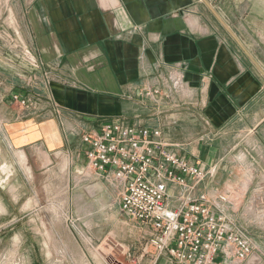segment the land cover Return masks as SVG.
Listing matches in <instances>:
<instances>
[{
  "label": "crops",
  "instance_id": "obj_1",
  "mask_svg": "<svg viewBox=\"0 0 264 264\" xmlns=\"http://www.w3.org/2000/svg\"><path fill=\"white\" fill-rule=\"evenodd\" d=\"M208 2L264 70V0ZM4 13L0 163L18 167L10 198H23L19 183L33 175L59 178L66 199L101 189L83 135L107 120L158 128L207 170L192 191L170 185L171 209L181 195L216 197L217 184H264V75L203 0H0ZM216 264H264V239L248 259Z\"/></svg>",
  "mask_w": 264,
  "mask_h": 264
},
{
  "label": "built area",
  "instance_id": "obj_2",
  "mask_svg": "<svg viewBox=\"0 0 264 264\" xmlns=\"http://www.w3.org/2000/svg\"><path fill=\"white\" fill-rule=\"evenodd\" d=\"M172 83L174 89L182 84L179 78ZM14 100L29 103L16 95ZM83 140L89 168L116 184L121 211L147 229L141 257L150 264L164 255L182 264H216L219 256L243 261L253 254L255 243L236 218L240 197L232 200L231 191L181 195L180 204L169 208L170 185L192 191L207 170L174 151L160 129L107 120Z\"/></svg>",
  "mask_w": 264,
  "mask_h": 264
},
{
  "label": "rangeland",
  "instance_id": "obj_3",
  "mask_svg": "<svg viewBox=\"0 0 264 264\" xmlns=\"http://www.w3.org/2000/svg\"><path fill=\"white\" fill-rule=\"evenodd\" d=\"M189 151L191 156L196 153L194 158L201 156ZM4 164L0 163V264H145L141 256L147 229L121 211L119 189L107 175L99 174L101 189L87 192L86 199L63 198L59 178L46 183L33 175L32 183H19L24 197L16 200L7 186L17 183L13 172L18 167ZM217 186L243 199L238 224L258 245L264 239V211L258 209L264 205V184Z\"/></svg>",
  "mask_w": 264,
  "mask_h": 264
},
{
  "label": "water",
  "instance_id": "obj_4",
  "mask_svg": "<svg viewBox=\"0 0 264 264\" xmlns=\"http://www.w3.org/2000/svg\"><path fill=\"white\" fill-rule=\"evenodd\" d=\"M203 1L207 4V6L210 8V10L213 12V14L221 22V24L224 26V28L229 32V34L235 39V41L245 51V53L247 54V56L254 63V65L258 68V70L264 75V70L261 68V66L258 64V62L254 59V57L248 52V50L245 48V46L242 44V42L239 40V38L236 36V34L232 31V29L222 19V17L219 15V13L213 8V6L208 2V0H203Z\"/></svg>",
  "mask_w": 264,
  "mask_h": 264
},
{
  "label": "bare ground",
  "instance_id": "obj_5",
  "mask_svg": "<svg viewBox=\"0 0 264 264\" xmlns=\"http://www.w3.org/2000/svg\"><path fill=\"white\" fill-rule=\"evenodd\" d=\"M20 153H21V151H20ZM19 153V154H20ZM24 155H22V157H23ZM25 156H26V154H25ZM25 156L23 157V160H25ZM21 162V161H20ZM24 162H26V161H24ZM23 164V163H22ZM8 170V169H7ZM27 170H29L30 171V169H29V167L27 168ZM30 202V201H29ZM54 212V211H53ZM100 257V256H99ZM103 259V258H102Z\"/></svg>",
  "mask_w": 264,
  "mask_h": 264
}]
</instances>
